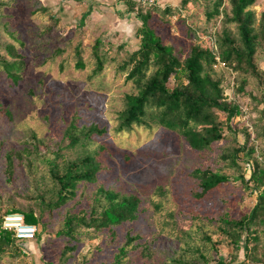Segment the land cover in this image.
Masks as SVG:
<instances>
[{
    "label": "rangeland",
    "instance_id": "374dc122",
    "mask_svg": "<svg viewBox=\"0 0 264 264\" xmlns=\"http://www.w3.org/2000/svg\"><path fill=\"white\" fill-rule=\"evenodd\" d=\"M82 1L0 0V55H7L6 46L11 45L23 62L16 83L6 76L0 63V104L13 116L12 122L0 117V214L10 205L32 206L38 213L37 196L41 193L48 198L51 186L42 156L51 157L54 145L62 147L65 154L72 152L65 147L64 139V130L72 117H76L79 126L95 123L106 130L88 146L99 153L103 163L96 180L79 184L73 199L44 213L41 221L44 224L37 225L39 238L14 240L9 252L0 257V264L108 263L127 233L139 235V242H152L153 255L145 259L146 264H165L163 255L183 246L203 254L210 264L220 256L226 264H248L243 250L230 245L221 229L222 218L236 219L255 202V193L235 179L239 170L221 158L223 150L243 144L241 128L233 131L224 125L225 138L201 151L191 149L177 131L152 121L147 127L133 125L131 129L118 131L117 114L122 97L126 92L136 91L118 66L138 48L135 29L141 21L134 12L135 19L129 23L121 17L118 22L114 17L82 20V13L88 8ZM211 4L210 0H187L183 4L181 0H157L153 7H148L155 9L151 25L163 43L171 45L183 59L193 43L211 46L223 28L221 16L206 17L205 10ZM224 5L228 8L227 0ZM252 9L258 18L264 10V0H255ZM229 29L235 33L232 25ZM96 40L102 43L99 54L103 68L95 74L92 51ZM76 49L84 61L83 69L75 66ZM255 60L264 70V48L257 51ZM216 71L225 76L228 99L245 111L243 118L233 119L230 126L233 128L236 123L241 126L245 119L251 138L256 130L264 132V119H258L264 108V87L259 89L251 81L245 92L234 94L231 70ZM252 96L261 102L255 105ZM254 120L258 124L250 127ZM30 132H35L43 142L37 153L31 155L24 150L32 149ZM255 148L264 160V134L255 139ZM11 150L21 153V158L13 156L15 170L7 181L5 155ZM238 158L241 164L244 153L240 152ZM195 168L224 173L229 182L197 198L198 181L192 174ZM98 186L137 194L140 198L137 219L105 229L98 236L81 233L79 242L70 243L67 237L58 236L56 232L64 216L87 206L91 192ZM68 245L75 248L64 253ZM128 258L133 260L132 264L143 262L135 252H130Z\"/></svg>",
    "mask_w": 264,
    "mask_h": 264
},
{
    "label": "trees",
    "instance_id": "16d2710c",
    "mask_svg": "<svg viewBox=\"0 0 264 264\" xmlns=\"http://www.w3.org/2000/svg\"><path fill=\"white\" fill-rule=\"evenodd\" d=\"M124 1L128 11L134 12L141 22L135 29L139 40L138 48L127 54L118 66L119 70L125 72V79L132 82L136 91L124 93L122 106L117 114L116 129L128 130L133 125L147 127L152 121L177 131L191 149L201 151L225 138L224 125L233 131L241 128L243 144L227 148L225 152L223 150L221 158L227 160L229 166L239 170L235 179L238 178L244 187L255 193V202L248 212L240 213L236 219L222 218L224 226L221 229L230 245L236 250H243L248 264H264V160L260 159L255 148V139L264 132L256 130L251 138L245 119L241 126L238 123L233 128L230 126L233 119L243 118L245 111L228 99L224 86L225 76L216 71L221 68L231 70L234 94L245 92V87L251 81H255L259 89L264 87V70L258 67L255 60L257 51L264 48V10L256 18L252 9L255 0H227L228 8L224 5V0H210L212 4L205 10L206 17L211 19L221 16L223 28L217 33L211 46L204 47L193 43L188 55L181 59L171 45L163 43L152 27L154 8H145L139 0ZM186 1L181 0L182 4ZM167 11L169 9L163 13ZM229 25L233 26L235 33H232ZM101 44L100 40H96L92 51L96 64L95 74L100 73L103 68V58L99 54ZM6 53L8 57L6 54L0 55L2 70L16 83L20 80L23 66L21 55L11 45L6 46ZM75 55L76 68L83 69L85 64L79 49L75 50ZM252 100L255 105L261 102L256 96H252ZM0 117H6L9 122L13 121L11 111L2 104ZM258 119H264V108ZM257 124L254 120L250 127ZM105 132L104 127L95 123L79 126L76 117H72L64 130L65 147L72 152L65 154L62 147L54 145L51 157L42 156L51 186L48 188V198L41 193L37 196L38 213L32 206L25 208L10 205L0 214V257L9 252L14 240H26L17 239L12 231L2 229L3 216L9 213L22 214L26 224L35 226L34 238L38 239L40 232L37 225L41 223L43 214L65 205L76 196L79 184L94 182L102 172L103 163L99 153L88 146L95 137ZM29 136L33 142L32 149L24 150L30 155L36 154L43 142L35 132H30ZM240 152L245 157L241 164L238 161ZM14 155L21 158V153L13 150L5 155L7 181L14 174ZM245 161L252 165L249 176H246V170L244 172ZM192 174L198 181L197 198L229 182L228 175L209 168H195ZM139 208L140 198L137 194L121 193L98 186L91 192L87 206L64 216L62 226L56 233L58 236L67 237L70 243L79 242L81 233L89 237L98 236L105 229L137 219ZM140 238L137 234L127 233L113 260L103 264H132L133 260L128 258L130 252L138 253L142 264H146L145 259L148 260L153 255L152 242H139ZM74 248L75 246L68 245L64 253ZM163 257L165 264H210L203 254L184 246L169 250ZM214 260V264H226L221 256Z\"/></svg>",
    "mask_w": 264,
    "mask_h": 264
},
{
    "label": "crops",
    "instance_id": "0c3cea01",
    "mask_svg": "<svg viewBox=\"0 0 264 264\" xmlns=\"http://www.w3.org/2000/svg\"><path fill=\"white\" fill-rule=\"evenodd\" d=\"M82 2L87 3L88 6L87 10L82 13V20L86 17L89 19H101L99 17H102V19H104V17H114L118 22V17H121L124 22L129 23L135 19V14L132 11H128L124 0H83ZM106 2H109L110 4ZM87 18L86 20H89Z\"/></svg>",
    "mask_w": 264,
    "mask_h": 264
},
{
    "label": "built area",
    "instance_id": "2783aa9c",
    "mask_svg": "<svg viewBox=\"0 0 264 264\" xmlns=\"http://www.w3.org/2000/svg\"><path fill=\"white\" fill-rule=\"evenodd\" d=\"M140 3L148 8L157 3V0H139ZM218 59V58H217ZM247 170H251V163L246 162ZM1 227L4 230L12 231L17 239L31 240L35 236L36 228L33 224H26L20 213H9L3 216Z\"/></svg>",
    "mask_w": 264,
    "mask_h": 264
},
{
    "label": "water",
    "instance_id": "95a60500",
    "mask_svg": "<svg viewBox=\"0 0 264 264\" xmlns=\"http://www.w3.org/2000/svg\"><path fill=\"white\" fill-rule=\"evenodd\" d=\"M249 174H250V170H247L246 175L249 176Z\"/></svg>",
    "mask_w": 264,
    "mask_h": 264
}]
</instances>
